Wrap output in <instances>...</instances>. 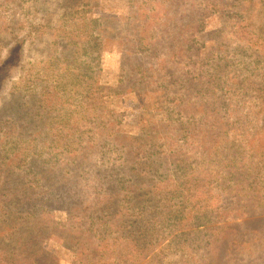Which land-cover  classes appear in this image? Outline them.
Wrapping results in <instances>:
<instances>
[{
    "label": "rangeland",
    "instance_id": "374dc122",
    "mask_svg": "<svg viewBox=\"0 0 264 264\" xmlns=\"http://www.w3.org/2000/svg\"><path fill=\"white\" fill-rule=\"evenodd\" d=\"M84 17L96 22L85 26L90 34L77 51L70 42L79 29L71 24ZM16 38L23 39L25 60L0 95V264H117L118 256L107 253L116 233L93 229L98 198L78 164L112 166L107 157L120 150L114 147L117 133H137L156 150L177 112L182 118L194 114L193 101L209 90L221 96L220 114L250 123L242 126L252 129L254 162H262V171L238 176L243 206L235 218L224 219L229 204L217 206L213 192L219 188L211 181L206 221H180L132 264L148 257L145 264H264V0H0V62ZM90 76L97 96H106L93 121L104 145L95 131L89 139L88 126L81 133L84 121L77 120ZM226 129L215 121L200 134L213 159L208 166L222 173L240 153L252 159ZM63 142L75 151L62 152ZM67 155L72 163L64 166ZM195 172L207 179L206 168ZM221 199L230 201L226 191ZM122 207L126 215L132 212L128 202ZM203 228L206 235L199 238ZM123 229L130 231L132 223Z\"/></svg>",
    "mask_w": 264,
    "mask_h": 264
},
{
    "label": "trees",
    "instance_id": "16d2710c",
    "mask_svg": "<svg viewBox=\"0 0 264 264\" xmlns=\"http://www.w3.org/2000/svg\"><path fill=\"white\" fill-rule=\"evenodd\" d=\"M72 1L81 2L83 0H65V3L70 4ZM95 22L96 18L84 17L82 21H75L71 24L73 28L77 27L79 29L70 42L77 51L85 49L84 38L90 34V29L85 26L87 24L93 25ZM81 36L83 38L79 42ZM23 43L22 38H16L13 46L8 50L7 57L0 62V95L23 65L25 60ZM87 75H90V72ZM88 78H92V80H86L83 96L77 103L81 114V117L77 120L78 123L84 121L81 125L83 126L81 133H84L88 126V130H93L92 134L89 135V139H93V132L95 131L96 134H99L98 143L100 144L101 141V145H104L100 133H98V123H93V121L99 117V106L100 103L105 102L106 96L104 99L99 98L92 85L93 76ZM79 82H83L82 76L79 77ZM245 82L246 79L241 81L243 84ZM204 94V96H198L193 101V105L196 102L194 114H188L182 118L181 114L177 112V116L169 126L170 131L161 134L155 142L154 147L156 150H153L149 143H143L137 133L122 135L117 133L115 140L117 144H114V147L120 150L107 157L114 162L112 166L101 165V168H99L100 165L95 164L93 167H86V163H84V167L81 168V165L78 164L80 171L84 172L85 186L88 185L90 180L93 181L89 187L96 190L95 193L98 198V202L95 204L97 214L91 220L93 229L99 230L102 235L116 233L110 237L111 243L107 253L111 256L117 255L122 262L132 264V261H138L137 256L140 260L143 254L155 250L156 246L162 243L161 238L167 230L170 227L177 226L180 221L188 222L192 219H197L196 223L206 221L212 212V208L208 207L211 201L208 200L212 197L211 189L214 187L219 188V192H213V196L218 195L217 206L222 203L229 204L224 219L235 218L233 216H236L243 206L240 178L238 176L254 174L258 170L262 171L259 166L262 162L260 164L254 162L258 160L252 153V150L256 149L255 143L250 142L252 136L249 135L252 129L247 128L244 130L242 126L250 125V123L240 118H234L232 113L220 114L217 101L221 96L214 94L212 90L207 91V93L204 92ZM107 95L110 94L107 93ZM234 104L224 103L227 108H233ZM231 110L235 113L239 108L235 107ZM87 113L91 114V117H88ZM20 115L24 116L23 114ZM20 115H16V117L19 118ZM87 118L88 123L86 122ZM215 121H218L223 129L227 127L228 130L235 133L233 139L241 150L246 148V155H252V159L247 160L240 153L241 157L238 154L236 159L232 158L231 167L223 173L217 171L214 166H208L207 162L213 161V159L208 158L206 150L201 146L200 134H208L212 123ZM37 125L39 126V124ZM174 128L179 129L178 132L174 133ZM40 130H43L42 126H40ZM238 131L241 136L237 133ZM258 135L259 131L254 127L253 139L258 140ZM41 136H45L44 132ZM60 148L63 149L62 152L71 153L75 151V147L66 142H63ZM58 153H61V151H57L55 155L53 154L56 161L59 159L57 157ZM83 153L81 155L84 158L91 157V152L88 155ZM228 154L235 157L232 152H228ZM70 158L71 156L67 155L63 162L64 166L70 164L68 162L72 163ZM201 168H206L208 172L205 180L196 176L197 172L194 173L195 170ZM17 172L23 174V170ZM12 173L15 172L12 171ZM108 173L110 174L109 178L106 177ZM119 173L121 175L126 173V176L119 179L112 177ZM46 176L41 181L47 182ZM7 177L5 178L6 183L8 182ZM223 179L226 184L224 182L222 184L220 181H223ZM211 181L215 182H212V188L208 189L207 185ZM13 184L11 183V185ZM44 186L43 184L38 185L39 188ZM225 191L231 202L227 199H221V196L225 195ZM40 193L43 194V190H40ZM229 195H236V198H231ZM73 196L74 194L71 195V197ZM124 202H128V207L132 211L128 215L122 207ZM203 204L204 206L200 207ZM126 222L132 223V229L128 232L123 229ZM206 230L207 228H203L198 231L203 232L199 235V238L204 234L206 235ZM195 240L197 241V239ZM192 242L194 243V241ZM193 243L188 244V247L186 246L188 253H190L189 248L195 246ZM206 246L207 244H203L204 249H206ZM168 250H164V252ZM119 259L117 264H119ZM150 259L151 257L146 258L143 264L149 262Z\"/></svg>",
    "mask_w": 264,
    "mask_h": 264
}]
</instances>
